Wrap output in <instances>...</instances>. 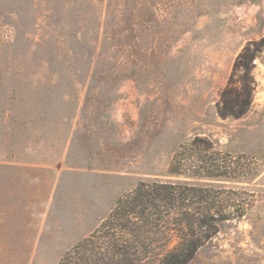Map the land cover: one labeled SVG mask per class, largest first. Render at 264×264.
Instances as JSON below:
<instances>
[{
	"label": "rangeland",
	"instance_id": "rangeland-1",
	"mask_svg": "<svg viewBox=\"0 0 264 264\" xmlns=\"http://www.w3.org/2000/svg\"><path fill=\"white\" fill-rule=\"evenodd\" d=\"M261 37L264 0H0V264H59L197 139L249 174L188 181L252 197L190 264H264V52L249 112L216 109Z\"/></svg>",
	"mask_w": 264,
	"mask_h": 264
},
{
	"label": "trees",
	"instance_id": "trees-1",
	"mask_svg": "<svg viewBox=\"0 0 264 264\" xmlns=\"http://www.w3.org/2000/svg\"><path fill=\"white\" fill-rule=\"evenodd\" d=\"M263 52L261 37L249 41L238 55L216 106L222 119H239L249 112L258 88L255 61ZM95 55V67L100 62H108L110 68L116 66L109 57ZM94 69L92 83H98L100 71ZM106 72L113 77L114 71ZM121 77L118 75V81ZM116 99L111 97L110 102ZM170 173L185 180L140 182L118 199L101 224L73 246L59 264H190L223 225L241 220L251 207L249 192L188 181L244 179L249 174L245 167H236L234 157L218 151L212 142L197 139L181 146L172 159Z\"/></svg>",
	"mask_w": 264,
	"mask_h": 264
}]
</instances>
